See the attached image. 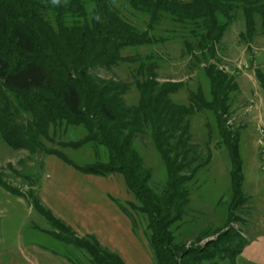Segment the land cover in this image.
Instances as JSON below:
<instances>
[{
    "label": "rangeland",
    "instance_id": "obj_1",
    "mask_svg": "<svg viewBox=\"0 0 264 264\" xmlns=\"http://www.w3.org/2000/svg\"><path fill=\"white\" fill-rule=\"evenodd\" d=\"M81 1L89 11L94 7L93 0ZM111 3L127 21L145 28L148 15L132 9L127 0ZM241 3L249 6L248 14L255 22L253 33L248 31L242 4L229 11L228 18L220 15L222 22L229 21L218 43L217 57L212 61L237 85L223 119L232 136L240 133L246 202L232 207L233 217L229 220L233 196L231 158L227 147L220 143L216 114L211 110L199 112L191 121V143L203 155L209 145L212 159L209 166L181 186L187 201L175 211L171 209V218L176 219L169 232L181 247L179 255L228 233L232 244H225L229 247L227 251L238 246L242 239L246 242L234 264H264V159L257 142V126L264 121V89L257 76L259 70L264 74V0ZM155 33L171 38L158 44L127 47L121 55L154 56L158 82L182 85L171 95L175 102L188 103L190 91H197L200 86L209 96L203 69L206 61L196 43L193 54H189L183 42L184 31L169 20L163 21ZM188 39L192 40L189 36ZM135 66L121 61L113 67L94 66L90 73L103 80L128 83L130 88L123 100L130 106L139 101ZM0 91L7 96L0 109L17 103L13 93L5 88ZM8 112L5 114L8 127L15 126L33 136L41 147L31 151L28 140L26 145L12 146L0 130V264H97L91 254L95 244L106 250V254L100 251V256L96 255L106 264H117L108 255L110 252L116 253L123 264H158L149 241V215L126 178L115 172L102 175L86 171L97 162L104 167L112 166L105 146L96 140L85 142L86 136L99 130L97 126L90 132L86 128L87 123L92 125L96 120L77 117L82 121L80 125L57 120L55 127H44L47 131L44 137L33 133L34 124L40 119L29 111L17 109L14 116ZM132 145L143 168L150 171V186L164 193L169 183L168 170L150 132L138 135ZM210 252L214 256L203 264L230 261L231 252H225L226 257H216L214 249Z\"/></svg>",
    "mask_w": 264,
    "mask_h": 264
},
{
    "label": "trees",
    "instance_id": "obj_2",
    "mask_svg": "<svg viewBox=\"0 0 264 264\" xmlns=\"http://www.w3.org/2000/svg\"><path fill=\"white\" fill-rule=\"evenodd\" d=\"M93 1L94 7L89 11L81 0H0V90L5 88L13 93L17 102L4 109L1 106L0 130L4 139L12 146L26 145L28 140L31 151L41 147L33 136L15 126L8 127L5 117L8 110L10 116H14L17 109H23L40 119L35 122L33 133L44 137H47L44 127L54 126L57 120L67 121V125H80L82 121L77 117H93L96 122L87 123L86 128L90 132L97 126L99 130L86 136L85 142L96 140L105 146L112 166L104 167L97 162L88 166L86 171L102 175L115 172L126 178L130 190L149 215V241L157 263L203 264V261L212 259L214 255L210 251L214 249L216 257H226L225 252H231L227 255L230 257L228 264H234L245 246L244 239L229 252L225 244L232 242L228 233H222L207 245L189 248L179 255L181 247L169 227L176 219L171 218V209L175 211L187 201L181 186L209 166L212 159L209 145L203 155L191 143L192 118L205 110L216 114L220 143L227 147L231 158L233 196L229 213L232 207L238 208L246 202L242 190L240 133L232 136L223 119L229 111L230 95L237 85L213 61L229 21L222 22L220 15L228 18L229 11L242 4L247 15V28L252 35L255 22L248 14L247 2L127 0L132 9L148 15L145 28L141 29L123 17L112 5V0ZM165 20L180 25L189 54H193L196 43L206 61L203 69L208 79L209 96L200 86L197 91H190L188 103L175 102L171 95L182 85L180 82H158V64L154 56L128 58L121 55L127 47L158 44L171 38L155 33ZM121 61L136 64L135 84L139 91L136 105L124 103L123 97L130 88L128 83L103 80L90 73L94 66L113 67ZM257 76L264 89V74L259 70ZM35 90L41 93H34ZM3 99L7 96L0 91L2 105L6 102L3 103ZM147 131L168 170L169 183L162 194L150 186V171L143 168L132 145L138 135ZM259 150L262 156L260 147ZM232 217L231 212L228 219ZM92 248L93 260L97 264H106L96 256L101 252L106 254V250L96 244ZM108 255L117 264H123L116 253Z\"/></svg>",
    "mask_w": 264,
    "mask_h": 264
},
{
    "label": "built area",
    "instance_id": "obj_3",
    "mask_svg": "<svg viewBox=\"0 0 264 264\" xmlns=\"http://www.w3.org/2000/svg\"><path fill=\"white\" fill-rule=\"evenodd\" d=\"M257 132L259 135L258 145L261 149L262 156L264 157V121L257 126Z\"/></svg>",
    "mask_w": 264,
    "mask_h": 264
}]
</instances>
